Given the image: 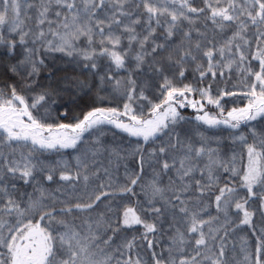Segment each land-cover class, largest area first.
<instances>
[{
  "label": "snow or ice",
  "instance_id": "6c2138e0",
  "mask_svg": "<svg viewBox=\"0 0 264 264\" xmlns=\"http://www.w3.org/2000/svg\"><path fill=\"white\" fill-rule=\"evenodd\" d=\"M0 264H264V0H0Z\"/></svg>",
  "mask_w": 264,
  "mask_h": 264
},
{
  "label": "trees",
  "instance_id": "16d2710c",
  "mask_svg": "<svg viewBox=\"0 0 264 264\" xmlns=\"http://www.w3.org/2000/svg\"><path fill=\"white\" fill-rule=\"evenodd\" d=\"M63 66V65H62ZM83 78V77H81ZM192 110H185V115H191ZM106 142L109 148L114 147L116 145H118L120 143V137L119 136H113V134L111 132H109L106 136ZM231 154V153H230ZM229 154V155H230ZM107 153L105 154V162H107ZM120 175H123V167L121 166V170H120ZM150 175V174H149ZM146 179H149V177ZM247 238V233L245 232H239L234 238H233V242H235L237 248H239L241 242L243 239Z\"/></svg>",
  "mask_w": 264,
  "mask_h": 264
},
{
  "label": "rangeland",
  "instance_id": "374dc122",
  "mask_svg": "<svg viewBox=\"0 0 264 264\" xmlns=\"http://www.w3.org/2000/svg\"><path fill=\"white\" fill-rule=\"evenodd\" d=\"M61 66H62V65H61ZM187 110H188V109H187ZM189 110H191V109H189ZM148 177H149V179H150V175H149ZM148 177H147V178H148Z\"/></svg>",
  "mask_w": 264,
  "mask_h": 264
}]
</instances>
